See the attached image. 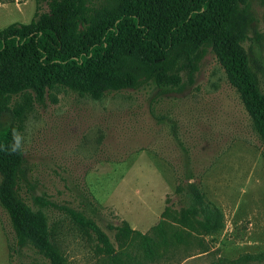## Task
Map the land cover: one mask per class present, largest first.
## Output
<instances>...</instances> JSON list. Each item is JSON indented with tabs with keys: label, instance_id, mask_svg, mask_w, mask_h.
<instances>
[{
	"label": "rangeland",
	"instance_id": "374dc122",
	"mask_svg": "<svg viewBox=\"0 0 264 264\" xmlns=\"http://www.w3.org/2000/svg\"><path fill=\"white\" fill-rule=\"evenodd\" d=\"M47 10L36 0H0V30ZM242 28L250 80L264 94V1H251ZM197 66L181 71L182 91L147 84L95 100L58 87L35 104L23 196L78 210L107 236L45 209L65 264H264V141L211 50ZM193 189L223 212L220 233L179 224L183 193ZM124 226L134 233L123 236ZM137 233L156 245L154 258ZM15 249L0 206V264H49L29 247Z\"/></svg>",
	"mask_w": 264,
	"mask_h": 264
},
{
	"label": "trees",
	"instance_id": "16d2710c",
	"mask_svg": "<svg viewBox=\"0 0 264 264\" xmlns=\"http://www.w3.org/2000/svg\"><path fill=\"white\" fill-rule=\"evenodd\" d=\"M251 1L36 0L47 12L29 24L0 30V206L13 229L16 251L29 247L49 264H65L45 209L63 212L83 232H97L107 241L84 213L44 196L34 194L29 201L23 196L30 186L24 142L22 151L11 152L12 133L24 137L28 115L49 90L62 87L95 100L147 84L161 92L182 91L181 71L194 73L211 50L264 141V94L250 80L242 45ZM183 194L182 227L207 235L224 229L223 212L200 189ZM132 233L129 226L121 229L123 236ZM137 235L154 258L156 245Z\"/></svg>",
	"mask_w": 264,
	"mask_h": 264
},
{
	"label": "clouds",
	"instance_id": "9594fccd",
	"mask_svg": "<svg viewBox=\"0 0 264 264\" xmlns=\"http://www.w3.org/2000/svg\"><path fill=\"white\" fill-rule=\"evenodd\" d=\"M23 142H24L23 135L19 131L14 130L12 133V145L10 146V151L13 153L22 151Z\"/></svg>",
	"mask_w": 264,
	"mask_h": 264
}]
</instances>
